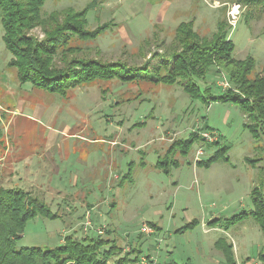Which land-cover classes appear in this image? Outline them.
<instances>
[{"label": "rangeland", "instance_id": "rangeland-1", "mask_svg": "<svg viewBox=\"0 0 264 264\" xmlns=\"http://www.w3.org/2000/svg\"><path fill=\"white\" fill-rule=\"evenodd\" d=\"M91 1L47 0L44 15L68 8L81 11ZM98 1L88 15L87 29L110 27L98 40L86 43L90 59L130 67L147 64L152 74L157 68L168 71L170 56L181 51L174 41L179 24L193 22L201 37L212 39L224 21L231 29L228 39L236 45L234 56H252L256 72L263 68L262 4ZM3 35L0 24V187L30 192L59 215L29 221L18 249L58 247L69 235L80 240L100 235L114 238L124 252L141 249L139 264H225L223 251L215 245L222 239L233 245L237 264L264 263L259 224L252 217L236 225L229 222L253 208L251 191L264 167V139L256 143L238 106L193 100L184 91L185 83L117 80L79 87L65 99L30 83L20 85L16 69L8 66L12 55ZM194 82L215 95L231 87L220 74ZM206 125L217 131H201ZM193 132L223 138L212 147L195 143L185 155L177 148L172 157L180 164L170 167V174L157 168L170 146ZM224 146H230L228 164L197 166ZM198 151L203 154L198 156ZM246 158L260 161L253 166ZM216 219L222 228L211 225ZM144 226L152 233L144 232Z\"/></svg>", "mask_w": 264, "mask_h": 264}, {"label": "trees", "instance_id": "trees-1", "mask_svg": "<svg viewBox=\"0 0 264 264\" xmlns=\"http://www.w3.org/2000/svg\"><path fill=\"white\" fill-rule=\"evenodd\" d=\"M46 1L0 0L3 41L12 55L8 66L16 69L20 85L30 83L36 89L69 99L73 90L97 81L117 80L123 84L151 83L165 86L185 83L184 91L193 100L208 105L215 101L238 106L247 119L245 127L256 143L264 139V65L260 72H256L254 57L239 60L234 56L236 45L228 39L231 29L226 22L218 23V31L212 39L201 37L193 29V22L179 24L174 41L180 45L181 51L170 56L173 63L168 71L157 68L155 74H152L148 66L146 67L147 64L130 67L126 64L102 63L86 55V43L98 40L110 27L104 24L93 31L87 29L88 15L98 5V0H92L81 11L68 8L44 15ZM237 3L262 4L264 8V0H237ZM211 74L225 75L231 87L217 95L209 89L202 91L194 78L205 80ZM201 131L213 134L217 130H210L206 125ZM199 133L193 132L186 141H175L166 153L165 162L158 160L157 168L170 174L171 168L180 164L172 157L177 148L185 155L195 143L212 147L223 138L218 135L216 140L210 142ZM2 135L0 129V140ZM229 148L230 146H224L208 160L198 161L197 166L210 168L217 162L228 164ZM245 160L253 166L260 161L252 158ZM260 173L258 183L251 191L253 208L243 210L233 220L226 221L236 225L245 218L252 217L264 233V167L260 168ZM130 175L129 172L127 177ZM39 215L50 219L59 216L53 214L50 207L38 197H32L30 192L0 187V264L141 263V249L134 247L124 252L114 238L100 235H87L82 240L69 235L64 239V244L58 247L18 249L17 244L23 237L27 223ZM219 221L221 220L216 219L210 223L213 227L222 228ZM150 226L156 228L154 224ZM215 245L223 251L225 264H237L232 244L220 239ZM260 258L264 260V254L261 253Z\"/></svg>", "mask_w": 264, "mask_h": 264}, {"label": "built area", "instance_id": "built-area-1", "mask_svg": "<svg viewBox=\"0 0 264 264\" xmlns=\"http://www.w3.org/2000/svg\"><path fill=\"white\" fill-rule=\"evenodd\" d=\"M203 137L206 138V139H207L208 141H210V142H213L214 140L217 139V138H214L213 136H211V134H210V135H205V136H203ZM202 154H203L202 151H198V152H197V155H198V156H200V155H202ZM197 160H199V159H197ZM143 231H144V232H151V233H152V230L149 229V227H147V226H144ZM255 264H260V263H255ZM261 264H264V263H261Z\"/></svg>", "mask_w": 264, "mask_h": 264}, {"label": "crops", "instance_id": "crops-1", "mask_svg": "<svg viewBox=\"0 0 264 264\" xmlns=\"http://www.w3.org/2000/svg\"><path fill=\"white\" fill-rule=\"evenodd\" d=\"M197 164V163H196Z\"/></svg>", "mask_w": 264, "mask_h": 264}]
</instances>
